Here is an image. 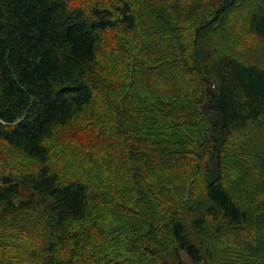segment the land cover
Instances as JSON below:
<instances>
[{
  "label": "trees",
  "instance_id": "1",
  "mask_svg": "<svg viewBox=\"0 0 264 264\" xmlns=\"http://www.w3.org/2000/svg\"><path fill=\"white\" fill-rule=\"evenodd\" d=\"M0 149V264H264V0H0Z\"/></svg>",
  "mask_w": 264,
  "mask_h": 264
},
{
  "label": "rangeland",
  "instance_id": "2",
  "mask_svg": "<svg viewBox=\"0 0 264 264\" xmlns=\"http://www.w3.org/2000/svg\"><path fill=\"white\" fill-rule=\"evenodd\" d=\"M118 37L119 35L117 33H112V34L106 35L104 38V43L101 46V52H100L101 62L103 63L104 67L110 66L111 60L114 59L112 58V53L114 52V54L116 55V53H118L117 51L120 49L117 46ZM116 56L118 57L119 55L117 54ZM82 140L79 142L77 138V140L75 141V144L78 145V148H77L78 152L76 153V155L74 154V156L78 158H74V159H85L86 155L88 156L92 154V156H97L99 154L98 151L94 150L95 145L91 144L90 141H87V140L82 141ZM0 153H2L1 149H0ZM54 162H57V159H55ZM183 258L187 261V264H192L188 262V259L184 255H183Z\"/></svg>",
  "mask_w": 264,
  "mask_h": 264
}]
</instances>
